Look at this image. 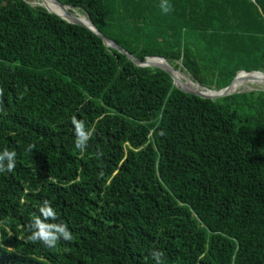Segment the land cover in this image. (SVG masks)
I'll return each mask as SVG.
<instances>
[{"label":"trees","instance_id":"trees-1","mask_svg":"<svg viewBox=\"0 0 264 264\" xmlns=\"http://www.w3.org/2000/svg\"><path fill=\"white\" fill-rule=\"evenodd\" d=\"M59 1L203 87L264 72V0H170L167 14L161 0ZM74 116L95 130L85 151ZM5 147L0 264H155L153 249L164 264H264V89L183 92L86 27L0 0ZM44 200L74 236L54 249L27 238Z\"/></svg>","mask_w":264,"mask_h":264},{"label":"clouds","instance_id":"clouds-1","mask_svg":"<svg viewBox=\"0 0 264 264\" xmlns=\"http://www.w3.org/2000/svg\"><path fill=\"white\" fill-rule=\"evenodd\" d=\"M160 7L164 13L173 10L170 0H161ZM72 125L74 126L75 147L81 151H85L88 147L91 137L94 135V129L87 126L84 120L72 117ZM33 146L28 147V151H32ZM17 153L5 147L0 151V175L11 173L16 167ZM28 240L32 242H42L46 248L54 249L61 241H72L73 233L67 223L58 218L51 201L44 200L39 207L38 213L30 218L28 224ZM151 258L155 264H164V252L161 249H153Z\"/></svg>","mask_w":264,"mask_h":264},{"label":"water","instance_id":"water-1","mask_svg":"<svg viewBox=\"0 0 264 264\" xmlns=\"http://www.w3.org/2000/svg\"><path fill=\"white\" fill-rule=\"evenodd\" d=\"M53 2H55L62 9V11H63L62 14H58V13L52 12V11H50L49 9H47L42 4H37V5H40V6L45 7L49 12L56 14L57 16L61 17L62 19L66 20L69 23H73V24H77V25H81V26L86 27L87 29H89L90 31H92L93 33H95L98 37H100L107 46L113 47L116 50H118L119 52H121L124 55H126L127 58H129L135 65H137V66H143V67H155V68H159V69L164 70L165 72H167L172 77L173 84L178 89H180L183 92H186V93H189V94H193V95H196V96H199V97H203V98L216 99V98L225 97V96H228L230 94L237 93V92H245V91L259 89V88H254L253 87V88H242L240 90H232V85L236 82V80L239 79V77H240L241 74H244V75H246L248 77L251 76V75H253L254 73H262V74H264V72H262V71H251V72L239 71L236 74V76L233 78V80L230 82V84L228 86H226V87H224L222 89H219V90L209 89V88H206V87L201 86L198 83L202 88H205L207 90L213 91L214 94H207L206 92H203V91L193 90L190 87L186 86L184 83L180 82V80H178L174 76L173 71L174 70H179V69H175L171 64H169V62L165 58H163V57H157V56H149V57H146L144 59L136 58L132 54H130L129 52H127L115 40L109 38L108 36H106L102 32H100L96 28V26L93 24V22L90 19H89L90 24H87V23H84L83 21H81L79 19V17H77L75 14H73L71 11H69L67 9V7H71L70 5L63 4L59 0H53ZM29 4H31V3H29ZM149 58H157V59L161 60V62L148 61ZM162 61H164L165 63H163Z\"/></svg>","mask_w":264,"mask_h":264},{"label":"bare ground","instance_id":"bare-ground-1","mask_svg":"<svg viewBox=\"0 0 264 264\" xmlns=\"http://www.w3.org/2000/svg\"><path fill=\"white\" fill-rule=\"evenodd\" d=\"M35 4H42L47 9H49L52 12L62 14V9L55 3L53 0H32ZM32 2V3H33ZM69 11H71L73 14H75L81 21L84 23L90 24L89 18L86 14L79 11L76 8L73 7H67ZM148 61L152 62H161V60L157 58H149ZM165 63L164 61H162ZM174 76L180 80V82L184 83L186 86L190 87L193 90L196 91H203L207 94H214L213 91L207 90L205 88H202L197 82L192 80L191 77H189L186 73L182 72L181 70H174L173 71ZM255 85L262 86L264 89V74L262 73H254L251 76L242 75L236 82L232 85V90H240L241 87L243 88H252L255 87ZM261 88V87H260Z\"/></svg>","mask_w":264,"mask_h":264},{"label":"rangeland","instance_id":"rangeland-1","mask_svg":"<svg viewBox=\"0 0 264 264\" xmlns=\"http://www.w3.org/2000/svg\"><path fill=\"white\" fill-rule=\"evenodd\" d=\"M29 3H31L32 5H37V4H35L32 0H27ZM33 2V3H32ZM180 70V69H179ZM184 73H186L189 77H190V75H189V73H187V72H184ZM193 80V79H192ZM261 87V88H260ZM243 87H241V89H242ZM253 88V87H252ZM254 88H259V89H263L262 88V86H257V85H255V87Z\"/></svg>","mask_w":264,"mask_h":264}]
</instances>
